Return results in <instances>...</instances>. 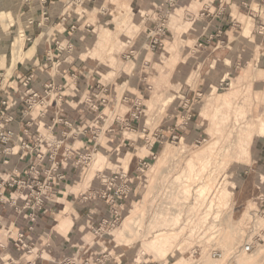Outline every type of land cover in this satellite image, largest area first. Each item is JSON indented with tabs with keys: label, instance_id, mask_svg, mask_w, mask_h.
Masks as SVG:
<instances>
[{
	"label": "crops",
	"instance_id": "crops-1",
	"mask_svg": "<svg viewBox=\"0 0 264 264\" xmlns=\"http://www.w3.org/2000/svg\"><path fill=\"white\" fill-rule=\"evenodd\" d=\"M80 1L79 5L82 8L79 12L71 6L72 0L24 1L17 20L19 27L26 25L23 28L25 36L23 51L26 49V42H32L30 47L33 50L30 58L27 59L28 56H26L25 60L16 63L17 65L15 64L14 69L8 74L7 63L2 59L3 51L0 48V98L9 100V105L3 108L2 112L12 118L9 123L5 124V127L15 134V140L9 144V151L4 152V146L0 145V184L4 183L0 189V200H3V203H0V246H3V249L0 247V264H14L20 260H26V256L30 258L23 251L17 252L11 249L18 232H23L26 240L35 246V251L40 257L38 264H58L64 258L71 256L79 257L81 261L92 262L102 251L108 252L109 264H135L136 262L120 245L110 246L108 249V245H105L106 239H101L92 233L91 229L97 226L102 218H106L107 221H111L112 218L109 207L100 202L85 208L81 207V203L76 202L81 189V184L77 180L86 179L87 168H75L67 164L61 166L60 171L65 175V179L58 185V193L53 195L43 207L34 222L26 219L27 211L19 214L13 211L10 200L14 197V189H10L4 181L6 174L12 170L17 171L12 178L26 177L28 162L33 155L20 159L19 141L23 139L32 144L36 131L42 135L50 133L60 136L66 133L68 137L64 146L70 148L69 153L72 160L92 149L95 143L93 134L97 133L99 135L98 158L100 156L101 160H104L107 168L118 169L117 172L129 174L132 194L122 202L120 208L122 215L127 202L136 195L134 177L140 160L146 162L152 160L150 157H137L134 153L136 148L144 145L153 154L159 147L158 141L154 142L153 146L149 145L150 135H146V129H143L144 135L137 138L125 136V133L132 134V132L140 131L134 130L138 120H133L131 117L129 119L127 114L139 98L129 91L118 92L116 89L112 91L107 87L112 82L107 83L99 75L100 69L107 67L95 59V54L92 53L103 48H97L91 43L88 30L80 28L74 31L71 27L77 20L91 24L97 23L102 16H107L105 12L108 11L118 14L120 10H127L128 7L133 11L148 10V13H145L146 19L139 23L137 33L139 38L132 40V44H129V48L135 52L138 47L141 48V43L147 41L149 31L156 21L157 10L165 5L162 0H99V7L96 1L90 7L89 1ZM179 1L181 5L178 13L182 16L180 21L183 22L168 23V36L163 38V45L160 49L163 52L168 47L167 43L173 39L175 32H178L185 38L187 51L194 46L199 51L198 53L204 56L199 61L198 75L194 77L195 87L198 89L200 86L201 89L198 90L205 94L212 86L216 87L218 83L225 81L231 84L232 88L230 87L229 90L235 89L238 84L252 87L262 85L264 89V44H261L264 43V35L257 31L259 26H264L263 0ZM221 2L228 4L230 13L222 21L214 23L210 16L217 12ZM99 8L102 9L99 10ZM204 8L207 11L205 14L210 15L200 18L199 14ZM1 15L3 16V13ZM191 17L194 18L193 22L189 23L191 28L188 24V29L185 19L189 20ZM6 21L1 23L6 28L4 32L12 26L8 24V19ZM44 26L48 30L43 39ZM169 35L172 37L170 38ZM56 43L73 44L74 50L71 57L64 59L56 50ZM255 45L261 46V54L258 58L251 59L249 52L251 48L254 49ZM124 51L127 52L126 49ZM124 51H121L119 56L121 60L124 57ZM144 54L145 52H141L137 59L133 56L131 65H128L129 68L127 67L126 70L128 74L123 77L122 71L121 79L117 78L113 83L123 82V78L125 82L121 84L132 89L133 84L140 81L142 74L146 73L145 66L152 58L149 56L146 59ZM241 64L245 66V71L241 68ZM223 66L229 69L225 71ZM252 70L255 74L257 73L255 75L257 77L251 75ZM31 72L34 73L33 78L27 85H24L26 76ZM75 76L76 79H74ZM145 79L147 76L142 79L146 81L147 86L150 81ZM49 81L63 86L64 91L58 95L60 97L54 95L46 107L26 111L24 104L18 102L21 96L27 90L42 92L44 84ZM98 82L101 86H105L107 91L101 92L100 87L95 89ZM74 87L79 93L72 90ZM134 88L133 90L138 91V86ZM144 89L146 90V87ZM81 95L85 96L83 102L80 101ZM140 96L143 97V95ZM101 98H105L106 102L101 103ZM119 105L126 108L125 113L121 114V109H117ZM105 109H109V112L102 114ZM177 128L174 131L179 132ZM79 130L80 133H78ZM258 146L261 153L258 155L257 162L262 163L264 162V143ZM128 152L132 154L128 156ZM121 158L123 161H120ZM4 161H7L9 165H5ZM48 166L49 164L44 162L39 170ZM107 168L104 169L105 172ZM88 182L93 187H100L97 179L90 177ZM17 205L22 206V203L18 202ZM259 205L260 207L264 205V197L259 201ZM67 217L71 221L70 225L61 226Z\"/></svg>",
	"mask_w": 264,
	"mask_h": 264
},
{
	"label": "rangeland",
	"instance_id": "rangeland-1",
	"mask_svg": "<svg viewBox=\"0 0 264 264\" xmlns=\"http://www.w3.org/2000/svg\"><path fill=\"white\" fill-rule=\"evenodd\" d=\"M24 1L27 0H0V48L3 51L2 59L7 63L8 74L17 65L16 63L25 59L19 60L16 57V41L18 45H21L22 53L27 54V59L32 54L29 51L32 42H26L27 50L23 51L25 40L23 28L26 25L19 27L17 20ZM95 1L99 7V0H91L88 2L89 6L92 7ZM80 2V0L71 2V6L78 12L82 8L79 5ZM180 5V1L174 5L168 23L183 22L180 21L182 16L178 13ZM105 13L107 16H102L100 21L94 24L75 21L72 24L74 31L80 28L88 30L91 43L97 48L104 49L92 53L95 54V59L107 67L100 69L99 74L107 83L112 82L107 87L112 91L115 89L118 92L129 91L139 98L135 103L141 104L142 114L134 130L140 131L132 132V134L125 133V136L137 138L144 135L143 129H146V135H150L149 145L153 146L154 142L158 141L159 147L153 154L144 145L136 148L134 153L137 157H150L152 160L146 162L147 168L135 174L136 195L127 202L120 225L106 232L101 239H106L105 245H108V249L110 246L120 245L136 262L193 264L199 256H192L191 250L200 240V235H198L199 228L193 226L192 220L196 217L195 214H198L200 207L201 209L207 207L208 212L204 213V217L209 216L211 212L214 219L220 222L219 225L212 224L209 228L216 234L215 237L212 235V241L228 250L241 245V242L245 241L243 238L251 234L248 228L253 212L264 210V205L262 207L259 205V201L264 197V162H257L258 155L261 153L258 145L264 143L263 86L252 87L238 84L235 89L229 90L231 84L224 81L222 84L218 83L216 87L212 86L204 94L198 90L201 89L200 86L197 89L193 84L194 77L198 75L199 61L204 56L199 54L194 46L187 51L184 36L175 32L173 39L169 41L171 44L167 43L168 47L163 52L162 49L151 51L148 48V39L140 44L141 48L138 47V50L133 52L129 44H132V40L139 38L137 37L139 23L146 19L145 13H148V10L133 11L128 7L127 10H120L118 14L109 11ZM191 18L189 19L191 22L185 19L188 29V24L193 22L194 17ZM7 19L8 24L12 26L4 32L6 28L1 23L7 22ZM44 36L43 34L42 37ZM224 40L227 39L224 38ZM253 48L250 49L249 56L251 59H256L261 54V46L255 45ZM125 49L127 52L124 51ZM121 51H124L122 60L119 57ZM130 51L133 54L128 57ZM141 52H145L146 59L149 56L152 58L145 66L146 69L143 67L146 73L142 74L140 81L133 84L134 87L138 86V91L133 90L134 87L129 89L127 85H122L121 83L125 82L123 78V82L113 83L115 79H121L122 71L123 77L128 74L126 70L131 65L133 56L137 59ZM225 68L223 66L225 71L229 69V67ZM241 68L243 71L246 70L242 64ZM251 75L255 76L257 73L255 74L252 70ZM146 76L145 80L150 81L147 82V86L146 81L142 80ZM98 87H101L99 82L95 89ZM140 95L143 97L141 98ZM80 99L82 101L85 96L81 95ZM117 109H121V114L126 111V108L121 105ZM108 110L105 109L102 114L108 113ZM133 111L134 107L127 113L129 119ZM187 116H190L187 125H181ZM175 128L179 129V132L174 131ZM155 134L163 135V138H157ZM174 135L177 136L176 139L171 138ZM97 152L96 149L94 159L87 167L86 179L77 180L81 184L80 191L89 186L93 187L88 179L90 177L95 179L97 170L104 171L107 168L104 160L98 161ZM128 153V156L132 154ZM108 169L107 173L119 171ZM258 174L263 177L261 181H257ZM220 175L223 180L214 197L210 199L208 192ZM206 177H211L213 182L209 188L206 187L205 191L200 189V194L203 192L205 194L198 197L196 189L198 185H201L200 179ZM134 209L131 230L120 235L126 216ZM259 220L264 222V219ZM170 232L174 234L166 235ZM204 240L201 239V241ZM149 241H155L156 249L147 248ZM160 248L166 252L163 256L158 253ZM263 256L264 245L246 260L240 257L237 264H262ZM25 258L28 259V257Z\"/></svg>",
	"mask_w": 264,
	"mask_h": 264
},
{
	"label": "built area",
	"instance_id": "built-area-1",
	"mask_svg": "<svg viewBox=\"0 0 264 264\" xmlns=\"http://www.w3.org/2000/svg\"><path fill=\"white\" fill-rule=\"evenodd\" d=\"M87 1L90 2L91 0ZM178 1L179 0H162L165 7L162 6V8L157 10L156 21L154 22V25L147 36L148 48L151 51L158 50L162 47L163 38L168 33V20L171 15V11ZM244 5L246 6V3H244ZM262 6L264 7V0ZM205 11L206 9L204 8L202 12H200V18L203 16L208 17L210 15L209 13L205 14ZM229 13L230 8L228 7V4L221 2L218 6L217 12L213 14V16H210L211 21L218 23L228 16ZM87 26L89 27V25ZM71 30H74V26L71 27ZM257 31L259 34L264 35V26H259ZM56 50L60 52L64 59H67L68 57H71L74 46L73 44L62 45L60 43H56ZM132 54L133 52L130 51L128 57H130ZM33 76V72L29 73L26 76L24 85H27ZM76 78L77 77L75 76L74 79ZM222 83L223 82L220 84ZM72 90L79 93L75 87ZM100 90L101 92H105L107 91V88L105 86H101ZM63 91V86L56 84L53 81H49L44 84L42 92L27 90L26 93L21 96L18 102L24 104L26 111H30L34 108L46 107L52 96H58ZM81 102H83V100ZM100 102L104 103L106 102V99L101 98ZM8 105L9 100L7 98H0V145L4 146V152L9 151V144L15 140V134L13 131L5 127V124L12 120L11 117L2 112V109ZM140 106V103H133L134 111L130 114V117L133 120H139L141 118L142 110H140ZM189 117L190 116H187L185 121H182L181 125H187ZM78 133H80V130ZM155 136L157 138H163V135L159 136L155 134ZM67 137L68 135L66 133L60 136L58 134L50 133L47 135H42L40 132L36 131L32 144L25 142L23 139L19 141V149L21 151L20 159H25L27 155H33V157H31L30 161L28 162L26 177L12 178V176L17 173V171H6V173H8L6 174L7 177L4 181L10 189H14V197H12L10 200L13 206V211H15L17 214L22 211H27L26 219L30 222H34L36 220V217L42 211L43 207L48 203L53 195L58 193V185L65 179V175L60 171V168L63 164L71 165L75 168H87L94 159V153L98 145L97 140L99 138L97 133L93 134L95 143L92 149L88 153L79 155L75 160H72L70 156V148H66L64 146ZM171 138L176 139L177 136L174 135ZM44 162H47L49 166L43 167L41 170H39L40 165ZM4 163L5 165H9L7 161H4ZM147 167L148 163H146L145 160H140L136 171H142ZM41 176L43 177L42 179L40 178ZM95 179L99 181L100 187L89 186L87 189L80 191L76 197V202L81 203L82 208L97 202L109 207L111 210L110 217L112 220L107 221L106 218H102L100 223L91 229L95 236L102 238L106 232L111 231L120 225V221L122 219L120 208L122 206V202L131 197L132 187L127 173L117 171L107 173L102 170H97L95 173ZM201 180V185H198L196 190H198V188L202 185H205L207 188H209V185L213 182L211 177H206L203 179L201 178L200 181ZM222 180L223 177L221 178V175L215 180L213 187L210 188L208 192V197H210V199H212L216 194V191L218 190ZM3 184L4 183L0 184V189ZM204 194L205 192L202 194V196ZM119 200L121 202H118ZM0 201V203H3L2 199ZM18 202H21L22 206L17 205ZM213 210L214 209H212V211ZM205 212H208L207 207H203L202 209L200 207L198 214H195L196 217L193 220L190 219L193 221V226L199 228L198 235H200V240L193 246L191 250L192 256H199L197 259L195 258L196 260L193 261V264H237L240 257L246 260L251 255L255 254L258 248L264 245V222L259 220L264 219V210H257L253 212L252 220L250 221L248 228L249 233L251 234L248 237L243 238L245 241H242L241 245L234 246L230 250L218 246L216 245V242L212 241V235L215 237L216 234L209 228L212 224H214L213 226L219 225L220 222L214 219L211 212L209 216L204 217ZM207 229H209V232ZM16 236V241L11 246L12 251H23L30 258L26 260H20L14 264H38L37 261L40 259V257L35 251V246L26 240L23 232H18ZM201 239L205 240L201 241ZM200 243L204 244L201 245ZM0 247L3 249V246ZM108 256V252L102 251L101 254L92 262L88 260L81 261L79 257L71 256L64 258L58 264H109L110 257ZM134 263L144 264L142 261ZM155 264L163 263L158 262ZM262 264H264V256L262 258Z\"/></svg>",
	"mask_w": 264,
	"mask_h": 264
},
{
	"label": "bare ground",
	"instance_id": "bare-ground-1",
	"mask_svg": "<svg viewBox=\"0 0 264 264\" xmlns=\"http://www.w3.org/2000/svg\"><path fill=\"white\" fill-rule=\"evenodd\" d=\"M46 27H44V30H43V34L45 35L46 34ZM43 38V37H42ZM44 39V38H43ZM16 45H17V47L15 48V55H16V57L19 59V60H22L23 58H25L26 59V53H22V51H21V45H18V43H17V41H16ZM33 50V48H31L30 49V52ZM24 59V60H25ZM125 158V157H124ZM98 159H102L100 156H99V158ZM100 160H98V161H100ZM120 160V159H119ZM120 161H123V159L121 158V160ZM263 179V177H262V175H260V174H258L257 175V181H261ZM202 187L203 188H201V187H199L198 188V190L196 191L197 193V196L199 197L200 195H202L203 193H201L200 194V189H204V191L206 190V187L207 186H205V185H202ZM136 210L138 209V208H135ZM135 209H134V211H132L130 214H128L127 216H126V218H125V220H124V222H123V225H122V232L120 233V235H124L127 231L129 232V230H131V228H132V223L134 222V215H135ZM137 212V211H136ZM70 219H69V217H67L66 219H65V221L64 222H62L61 223V226H63V225H70ZM60 224V223H59ZM132 225V226H131ZM121 229V228H120ZM121 231V230H120ZM166 232V231H165ZM174 234V233H173ZM172 234V232H170V233H166V235H173ZM161 235V234H160ZM162 236H164V235H162ZM156 237H157V235H156ZM161 237V236H160ZM117 238H119V237H117ZM167 238V237H166ZM169 238V237H168ZM158 239V238H157ZM156 239V240H157ZM160 239V238H159ZM165 239V238H164ZM152 240V239H151ZM119 241V240H118ZM153 241V240H152ZM163 241V240H162ZM164 241H167V240H164ZM119 242H121V241H119ZM150 242V241H149ZM155 242V241H154ZM154 242H150V244H148V249H149V247H151L153 250L154 249H156L155 247H154ZM157 242V241H156ZM161 242V241H160ZM168 242V241H167ZM156 244V243H155ZM165 245V244H164ZM171 245V244H170ZM145 246H147V245H145ZM169 246V245H168ZM156 247H157V245H156ZM147 250V249H146ZM148 251V250H147ZM150 251V250H149ZM153 252V251H152ZM156 253H157V251H156ZM158 253L159 254H161V256H163L166 252L164 251V249L162 250V248H160L159 250H158ZM141 256V255H140Z\"/></svg>",
	"mask_w": 264,
	"mask_h": 264
}]
</instances>
